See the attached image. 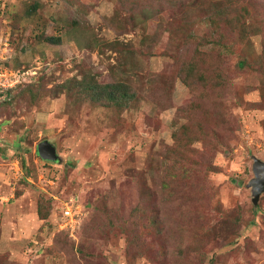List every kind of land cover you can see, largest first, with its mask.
Returning <instances> with one entry per match:
<instances>
[{
  "label": "rangeland",
  "instance_id": "374dc122",
  "mask_svg": "<svg viewBox=\"0 0 264 264\" xmlns=\"http://www.w3.org/2000/svg\"><path fill=\"white\" fill-rule=\"evenodd\" d=\"M0 60V264H264V0H0Z\"/></svg>",
  "mask_w": 264,
  "mask_h": 264
},
{
  "label": "trees",
  "instance_id": "16d2710c",
  "mask_svg": "<svg viewBox=\"0 0 264 264\" xmlns=\"http://www.w3.org/2000/svg\"><path fill=\"white\" fill-rule=\"evenodd\" d=\"M43 38L45 41H47L49 44H52V45H58L60 44V41L61 39L58 37V35H52V34H43ZM2 61V60H0ZM5 61L2 63L4 64ZM7 63V62H6ZM245 62H242L240 63V66H242ZM199 72V71H198ZM200 74H201V71H200ZM214 74V73H212ZM201 77L203 79H205V76L204 74H201ZM201 78V79H202ZM210 80H214L213 78H210ZM71 81V80H70ZM73 81V86L77 87L79 89V93H88L89 95H91L92 98L94 99H101V100H104V105H108L110 104V101H116V95H114V89L117 90L118 86L117 85H114V83L111 84H106L104 89L102 88L101 90L99 91H96L95 88L91 87L89 88L88 85L86 84L85 82V79L83 78L82 80H77L76 78H74ZM72 83V82H71ZM63 85H65L64 87L67 89V90H70L71 89V84L69 81H66V83H64ZM10 88L6 89L7 91L9 90ZM99 92V93H98ZM127 94V92H124L120 97L124 98L125 101L128 99L125 95ZM122 105V104H121ZM153 219V218H152ZM151 220V219H150ZM79 253H84L82 250L81 251H78Z\"/></svg>",
  "mask_w": 264,
  "mask_h": 264
},
{
  "label": "water",
  "instance_id": "95a60500",
  "mask_svg": "<svg viewBox=\"0 0 264 264\" xmlns=\"http://www.w3.org/2000/svg\"><path fill=\"white\" fill-rule=\"evenodd\" d=\"M37 151L46 160L57 161L59 158L56 146L47 139L38 143ZM252 168L254 177L250 180L249 185L251 186L255 201H257L262 192H264V161L253 156Z\"/></svg>",
  "mask_w": 264,
  "mask_h": 264
},
{
  "label": "built area",
  "instance_id": "2783aa9c",
  "mask_svg": "<svg viewBox=\"0 0 264 264\" xmlns=\"http://www.w3.org/2000/svg\"><path fill=\"white\" fill-rule=\"evenodd\" d=\"M64 213L77 221L78 215L74 213L72 205H66Z\"/></svg>",
  "mask_w": 264,
  "mask_h": 264
},
{
  "label": "clouds",
  "instance_id": "9594fccd",
  "mask_svg": "<svg viewBox=\"0 0 264 264\" xmlns=\"http://www.w3.org/2000/svg\"><path fill=\"white\" fill-rule=\"evenodd\" d=\"M46 160V159H45Z\"/></svg>",
  "mask_w": 264,
  "mask_h": 264
}]
</instances>
